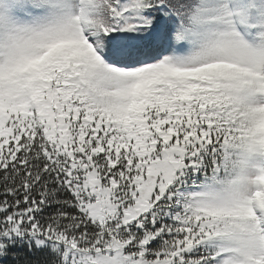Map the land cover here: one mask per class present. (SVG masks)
I'll list each match as a JSON object with an SVG mask.
<instances>
[{
  "label": "snow or ice",
  "instance_id": "1",
  "mask_svg": "<svg viewBox=\"0 0 264 264\" xmlns=\"http://www.w3.org/2000/svg\"><path fill=\"white\" fill-rule=\"evenodd\" d=\"M0 264H264V0H0Z\"/></svg>",
  "mask_w": 264,
  "mask_h": 264
}]
</instances>
